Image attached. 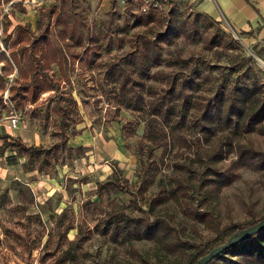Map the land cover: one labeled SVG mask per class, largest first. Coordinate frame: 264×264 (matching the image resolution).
I'll return each mask as SVG.
<instances>
[{
  "label": "rangeland",
  "instance_id": "rangeland-1",
  "mask_svg": "<svg viewBox=\"0 0 264 264\" xmlns=\"http://www.w3.org/2000/svg\"><path fill=\"white\" fill-rule=\"evenodd\" d=\"M15 1L4 3L0 12V52H6L14 65L5 80L6 85L11 78L13 80L8 93L20 114L18 129L14 131L22 130L27 139L25 142L30 145L50 147L59 139L53 135L58 130L60 118L54 105L55 91L46 90L43 86H30L23 91L21 101L16 99L15 87L21 82L19 69L27 68L23 62L33 44L28 42L25 47L27 56L17 67L14 55L10 54L13 44L11 41L4 43L7 35L3 28L8 26L11 36L18 31L28 33L26 26L30 23L34 29L40 12L54 0H23L26 12L21 11ZM110 7L111 0H79L76 9L83 32L75 33L73 38L69 31H62L63 26L56 18L50 22L45 19L47 37L54 40L68 57L63 68L46 61L45 66L50 79L60 86L64 98L75 100L66 101L71 108L72 120L68 128L69 149L64 150L46 170L38 169L41 158H32L16 150L5 152L0 168V264H181L154 241L141 239L119 243L101 233L103 219L113 208L143 215L131 203L129 194L100 187V182L112 175L115 164L124 171L131 187L137 191L139 206L150 212L152 217L170 220L180 235L190 241H207L216 235L219 227L230 222L247 223L264 217V174L234 167L236 178L230 184H210L201 178L203 165L211 161L208 151L212 145L221 143L220 136H212L208 142L202 140L199 158L178 141L165 155L162 149L157 150L158 166L153 180L139 182L137 145L143 135L144 124L138 127L137 137H123L122 122L127 118L133 119L137 114L122 109L121 121L117 120L107 64L127 52L132 46L133 36L144 29L135 25V17L121 0L117 2L113 21H110ZM172 10L182 18L194 17L197 12L190 0H180L159 11L157 24L159 20L165 22ZM5 15L9 21H5ZM199 22L204 34L217 36L222 43L208 48L200 38L192 42L180 37L174 44L164 45V56L171 59L181 53L183 58H187L193 53L197 58L204 56L211 64L224 67L240 63V56L244 54L255 60L256 68H260L258 79L264 81V37L260 30L257 34L251 33L257 39L255 43L250 40L249 33L236 31L223 17L215 20L201 16ZM18 25L22 27L20 30ZM35 52L41 57L39 45H36ZM3 66L4 63H0V69ZM165 67L166 62L154 70ZM178 67L174 65L173 68ZM240 68L241 71L233 72L232 76L246 70L243 61ZM213 74L218 78L219 71L214 69ZM5 91V86L0 85V98ZM10 111L9 106L1 108L0 119L8 117ZM4 132L7 131L0 130V133ZM241 139L264 150V136L257 132L246 133ZM233 159L234 155L230 154L219 161L216 168L229 169ZM175 162L197 171L176 169ZM173 175L189 176V196L177 198L169 195L167 188ZM203 175L216 177L207 170ZM161 196L163 199H159ZM185 198L189 205L206 213L204 220L189 210ZM80 238H83L82 242ZM72 239H80L78 258L64 253Z\"/></svg>",
  "mask_w": 264,
  "mask_h": 264
},
{
  "label": "trees",
  "instance_id": "trees-1",
  "mask_svg": "<svg viewBox=\"0 0 264 264\" xmlns=\"http://www.w3.org/2000/svg\"><path fill=\"white\" fill-rule=\"evenodd\" d=\"M8 1L10 0H0V12L1 6ZM179 1L171 2L169 5L177 4ZM117 2L118 0H111L110 21L114 19ZM78 3L79 0H54L40 12L34 29L30 23L26 26L28 33L18 31L11 36V33H8V26L3 28V33L7 35L4 43L8 44L11 41L13 44L10 54L14 55L13 61L17 67L21 66L23 57L27 56L25 47L28 42L33 44L31 52L23 62L27 68L21 71L19 69L21 82L18 81L19 84L15 87L16 99L21 101L23 91L30 86H43L46 90H53L54 105L60 118L58 130L53 133L59 139L50 147L30 145L20 136L7 132L0 133V156H4L7 150H16L32 158H41L38 169L46 170L60 158L64 150L69 149L68 128L72 125V120L71 108L66 101L75 100L72 97L64 98L60 86L50 79L45 66V63L49 62L57 63L63 68L68 57L54 40L47 37L48 27L45 26V19H49L50 22L56 18L63 26L62 31H69L72 38L77 32L82 34L83 24L80 23L79 12L76 9ZM14 4L26 12L23 2ZM127 6L135 17V25L144 30L133 36L132 46L127 52L107 64V75L113 85L117 120L121 121L122 109L137 114L133 119L127 118L122 122L123 137H137L138 127L144 124L143 135L138 139L137 145L139 182L149 183L153 180L154 171L158 166L157 150L162 149L165 155L178 141L199 158L202 140L208 142L212 136H220L221 143L212 145V149L208 151L207 156L211 161L203 165L202 172L204 174L207 170L216 177L207 178L202 174L201 178L206 183L230 184L236 178V172L232 170L234 167H244L264 174V150L241 139L244 134L252 132L264 136V81L258 79L260 68H256L255 60L242 54L240 63L219 67L211 64L204 56L197 58L193 53L187 58H183L181 53L171 59L167 58L164 56V45H172L180 37L192 42L200 38L208 48L220 45L222 40L217 36L204 34L199 22L201 16L213 18L201 12H196L194 17L182 18L172 10L165 22L159 20L157 24L159 11L138 14L134 11L133 5ZM7 18L8 15H5V21ZM17 27L19 30L22 28L20 25ZM79 44L82 45L83 42ZM19 45L21 47L16 49ZM36 45L41 47V57L35 52ZM46 52H49V55H46ZM242 61L244 66H247L246 70L232 76L233 72L241 71ZM164 62L165 68L154 70ZM0 63H4L0 69V85L6 86V76L12 73L14 65L6 52H0ZM174 65L179 67L173 68ZM214 69L219 71L218 78L213 74ZM224 69L229 71L226 72ZM230 154L234 155L231 167L224 170L216 168L217 163ZM174 166L176 169H184L185 172L197 171L180 162H175ZM188 179V175L185 178L173 175L172 182L167 188L169 195L177 198L189 196ZM99 185L116 193L129 194L131 203L143 214L133 215L121 208L109 210L100 228L103 235H108L119 243L141 239L154 241L181 264H199L200 259L213 248L226 243L233 234L262 219L247 223L230 222L219 227L211 239L193 242L182 237L170 220L161 216L152 217L150 212L139 206L137 191L133 190L129 179L118 165L113 166L112 175ZM159 199H163L162 196ZM185 201L197 218L205 219V212L189 205L186 198ZM71 228L72 226L68 229ZM80 239L82 242L83 238ZM80 239L69 240L70 247L64 253L78 258ZM209 264H264V230L225 250Z\"/></svg>",
  "mask_w": 264,
  "mask_h": 264
},
{
  "label": "crops",
  "instance_id": "crops-1",
  "mask_svg": "<svg viewBox=\"0 0 264 264\" xmlns=\"http://www.w3.org/2000/svg\"><path fill=\"white\" fill-rule=\"evenodd\" d=\"M15 1V0H14ZM197 12H201L211 18L218 20L223 17L236 31L248 34L252 42L257 43L256 37L251 33L257 30L263 33L264 37V0H190ZM15 2H23L16 0ZM25 5V4H24ZM264 43V39L262 40ZM264 48V44H262ZM2 120V119H1ZM5 129L7 133L20 136L25 139L22 130L14 131L17 128L8 126V121H0V130ZM1 143V139H0ZM3 157L0 156V168L3 162Z\"/></svg>",
  "mask_w": 264,
  "mask_h": 264
},
{
  "label": "built area",
  "instance_id": "built-area-1",
  "mask_svg": "<svg viewBox=\"0 0 264 264\" xmlns=\"http://www.w3.org/2000/svg\"><path fill=\"white\" fill-rule=\"evenodd\" d=\"M125 5H133L134 11L138 14H147L151 11L156 12L163 9L164 6L169 5L171 2L179 1V0H121ZM12 78L8 85L5 86L6 91L2 96V106L4 108L6 106L11 107V111L8 117L4 119H0V121H8V126L11 128H17L20 121V114L16 110V105L14 101L11 99L9 93L10 88L12 86ZM9 92V93H8ZM1 105V104H0Z\"/></svg>",
  "mask_w": 264,
  "mask_h": 264
},
{
  "label": "water",
  "instance_id": "water-1",
  "mask_svg": "<svg viewBox=\"0 0 264 264\" xmlns=\"http://www.w3.org/2000/svg\"><path fill=\"white\" fill-rule=\"evenodd\" d=\"M262 230H264V218L260 219L257 223L239 230L233 234L226 243L213 248L208 254L204 255L200 259L199 264H209L214 258H216L225 250L230 249L232 246L261 232Z\"/></svg>",
  "mask_w": 264,
  "mask_h": 264
}]
</instances>
